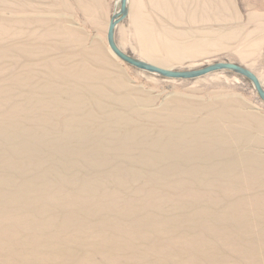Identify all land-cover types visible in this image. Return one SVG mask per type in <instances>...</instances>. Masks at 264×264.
<instances>
[{"label": "rangeland", "instance_id": "1", "mask_svg": "<svg viewBox=\"0 0 264 264\" xmlns=\"http://www.w3.org/2000/svg\"><path fill=\"white\" fill-rule=\"evenodd\" d=\"M120 8L0 0V264H264V100L123 61ZM116 39L264 84V0H129Z\"/></svg>", "mask_w": 264, "mask_h": 264}, {"label": "water", "instance_id": "2", "mask_svg": "<svg viewBox=\"0 0 264 264\" xmlns=\"http://www.w3.org/2000/svg\"><path fill=\"white\" fill-rule=\"evenodd\" d=\"M128 14L129 0H121L120 10L116 12L110 20L107 36L111 50L116 56L121 58L123 61L137 68L147 70L153 73H158L160 75L170 78H196L218 70H231L251 80L260 97L264 100V84L262 80L252 69L240 63L234 61H217L198 68L175 69L164 67L162 65L147 61L145 59L139 58L126 52L123 48L119 46L117 42L116 29L118 24L123 21L128 16Z\"/></svg>", "mask_w": 264, "mask_h": 264}]
</instances>
